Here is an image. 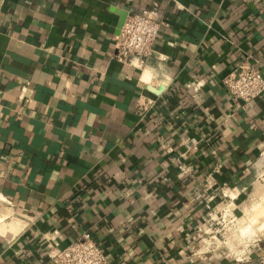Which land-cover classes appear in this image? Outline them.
<instances>
[{
  "label": "crops",
  "instance_id": "1",
  "mask_svg": "<svg viewBox=\"0 0 264 264\" xmlns=\"http://www.w3.org/2000/svg\"><path fill=\"white\" fill-rule=\"evenodd\" d=\"M117 10L163 22L141 69ZM243 61L264 77V0H0V214L22 222L0 264L84 233L112 264H264V243L211 249L264 176V93L223 84Z\"/></svg>",
  "mask_w": 264,
  "mask_h": 264
},
{
  "label": "built area",
  "instance_id": "2",
  "mask_svg": "<svg viewBox=\"0 0 264 264\" xmlns=\"http://www.w3.org/2000/svg\"><path fill=\"white\" fill-rule=\"evenodd\" d=\"M162 23L155 15L146 11L128 14L116 38L117 59L141 69L145 59L153 52V44ZM223 84L236 101L245 103L264 93L262 73L258 68L249 64L248 61L241 62L235 69L230 71L223 78ZM156 103L154 99L140 100L137 110L140 115L144 116L155 107ZM211 198L213 197H209V199ZM219 213L223 222L227 217L231 221L235 218L234 210L229 206ZM215 234L213 238L216 237ZM47 255L55 264H112L103 249L89 233H84L63 248L50 247L47 250Z\"/></svg>",
  "mask_w": 264,
  "mask_h": 264
},
{
  "label": "rangeland",
  "instance_id": "3",
  "mask_svg": "<svg viewBox=\"0 0 264 264\" xmlns=\"http://www.w3.org/2000/svg\"><path fill=\"white\" fill-rule=\"evenodd\" d=\"M264 200V176L262 177V179L259 180V182L257 183V189L256 192H254V194L250 197H247L245 199V202L241 205L240 210H236L234 211V216L235 218L231 219L230 218H226L224 220V222H222L223 227L217 225L216 227L219 228L218 233H214L216 235V237L214 238V240L211 241V249L212 248H217L223 250V252L227 253V254H231L234 256L237 255H241V254H236L235 252L232 251L233 245H236V247H239L240 244H242L243 242L240 241L243 239L244 241V237L246 232V228H244L242 225H240L239 223L241 222L240 220L245 216L244 212L246 211V208L248 209V207H251L253 204H257L259 202V200ZM260 200V201H261ZM261 210V211H260ZM264 208L261 206V208H259L257 210V214L259 215V218H261V216H264ZM246 220V222H248L247 217H245V219H243V221ZM239 222V223H238ZM245 223V221H244ZM259 235H252V236H247L245 239H249L247 241H249V243H247V246L245 248V252L248 251V249H251L253 245H258L260 243H264V238L263 237H258ZM258 238V240H256ZM237 240H239L238 243ZM236 242L235 244L232 242ZM231 242V243H230ZM233 243V244H232Z\"/></svg>",
  "mask_w": 264,
  "mask_h": 264
},
{
  "label": "bare ground",
  "instance_id": "4",
  "mask_svg": "<svg viewBox=\"0 0 264 264\" xmlns=\"http://www.w3.org/2000/svg\"><path fill=\"white\" fill-rule=\"evenodd\" d=\"M261 200V199H260ZM257 204H253L251 207H248V209L246 208V211L244 212V217L240 220L241 222L239 223L240 225H242L244 228H246V234L244 237V241L243 239L240 240L243 243L239 245V247H236V245H233L232 251L235 252L236 254H241L244 253L245 248L248 247L247 243H249V239H245L247 236H252V235H259L260 237L264 238V216L261 218H259V215L257 214V210L259 208H261V206L264 208V200L260 201ZM261 211V210H260ZM264 213V211H263ZM10 216V212L8 210H4L2 211V213L0 214V229L2 230V232H10V233H17L18 231H20V229L22 228V222L20 221H13V222H9L7 220V218ZM245 217H247L248 222L243 221V219H245ZM258 236V237H259ZM258 240V238L256 239ZM234 244L236 242L232 241ZM238 243L239 240H237ZM231 243V242H230ZM232 243V244H233ZM238 257V256H237Z\"/></svg>",
  "mask_w": 264,
  "mask_h": 264
},
{
  "label": "water",
  "instance_id": "5",
  "mask_svg": "<svg viewBox=\"0 0 264 264\" xmlns=\"http://www.w3.org/2000/svg\"><path fill=\"white\" fill-rule=\"evenodd\" d=\"M117 13L119 14V20H118L117 28H118V32H120V29L122 28L124 21H125L127 15L129 13L126 10H121V11L117 10Z\"/></svg>",
  "mask_w": 264,
  "mask_h": 264
}]
</instances>
